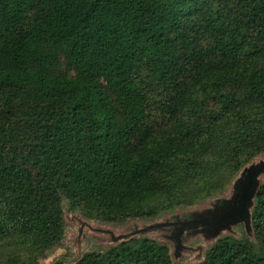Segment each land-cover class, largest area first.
<instances>
[{
  "label": "trees",
  "instance_id": "obj_1",
  "mask_svg": "<svg viewBox=\"0 0 264 264\" xmlns=\"http://www.w3.org/2000/svg\"><path fill=\"white\" fill-rule=\"evenodd\" d=\"M264 153V0H0V264H39L70 209L155 217ZM222 235L196 264H264ZM54 264H61L56 262ZM72 264H173L132 236Z\"/></svg>",
  "mask_w": 264,
  "mask_h": 264
},
{
  "label": "rangeland",
  "instance_id": "obj_2",
  "mask_svg": "<svg viewBox=\"0 0 264 264\" xmlns=\"http://www.w3.org/2000/svg\"><path fill=\"white\" fill-rule=\"evenodd\" d=\"M264 182V153L246 163L219 195L177 205L155 217L102 221L70 209L63 200L65 229L58 245L39 264H72L84 252L102 250L132 236H148L169 247L173 264H196L222 235L253 238L250 211Z\"/></svg>",
  "mask_w": 264,
  "mask_h": 264
},
{
  "label": "water",
  "instance_id": "obj_3",
  "mask_svg": "<svg viewBox=\"0 0 264 264\" xmlns=\"http://www.w3.org/2000/svg\"><path fill=\"white\" fill-rule=\"evenodd\" d=\"M257 190V189H256ZM256 192V191H255ZM255 195V194H254Z\"/></svg>",
  "mask_w": 264,
  "mask_h": 264
}]
</instances>
